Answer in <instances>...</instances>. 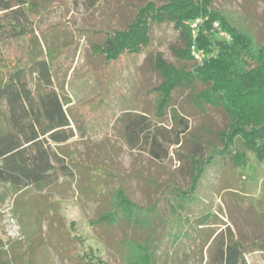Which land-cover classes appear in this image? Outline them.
<instances>
[{"label":"rangeland","instance_id":"374dc122","mask_svg":"<svg viewBox=\"0 0 264 264\" xmlns=\"http://www.w3.org/2000/svg\"><path fill=\"white\" fill-rule=\"evenodd\" d=\"M145 1L33 0L29 27L35 38L0 36V59L11 66L30 70L33 58H48L55 86L72 101L68 113L82 122L81 126L72 122L73 138L53 145L72 167V177H61L45 189L16 190L0 183V233L10 237L5 241L11 264H135L143 240L175 218L171 191L190 184L186 161L178 152L187 153L192 143L183 138L181 146L172 144L169 157L162 160L151 155L149 146L128 145L127 120L120 118L124 113L147 115L173 139L171 112L157 119L153 88L161 77L146 61V51L109 61L102 50L109 34L124 29ZM215 6L247 22L264 41V0H217ZM182 46L172 22L152 23L148 49L154 55L161 52L168 61L190 68L193 62L179 60L173 52ZM29 77L34 87V77ZM203 87L199 83L197 89ZM189 93H176L173 107L188 120L192 136L199 137L204 147L222 149L216 133L224 128L227 116L220 109L198 112ZM120 198L151 208L149 221L137 225L127 220L125 209L117 206ZM195 200L198 204L192 212H215L218 231L230 226L246 243L260 239L264 161L249 154L244 166L235 170L228 158H218L207 170ZM9 214L20 225L16 238L5 230ZM106 214L114 220L97 223ZM191 245L188 242L189 250ZM246 258L249 264H264V251H248Z\"/></svg>","mask_w":264,"mask_h":264},{"label":"trees","instance_id":"16d2710c","mask_svg":"<svg viewBox=\"0 0 264 264\" xmlns=\"http://www.w3.org/2000/svg\"><path fill=\"white\" fill-rule=\"evenodd\" d=\"M216 1L165 0L158 4L146 0L126 27L110 33L102 45L109 61L127 53L147 52L146 61L161 77L153 88L157 119H164L170 111L174 123V138L170 139L147 115L124 113L120 118L127 120L128 145L149 146L151 155L162 160L169 157L172 144L181 146L183 138L192 143L187 153L178 152L186 161L190 184L171 191L175 218L166 220L154 237L143 240L139 245L143 251L133 261L135 264H249L248 251H264V235L246 243L230 226L218 231L214 227L217 215L212 210L197 215L191 210L198 204L195 199L207 170L218 158H228L235 170L244 166L249 154L264 161V41L258 40L247 22L216 7ZM31 3L33 0H0L2 38L30 34L35 38L34 29L29 27ZM195 19H200L201 24L193 40L190 23ZM166 21L174 24L183 40V46L173 52L179 60L193 62L190 68L148 49L152 23ZM215 22L231 39L219 35ZM193 45L205 53L201 62L192 55ZM30 65L28 70L24 65L11 66L0 59V183L16 190L45 189L61 177H72V167L53 145L75 136L72 122L82 124L68 113L66 107L72 101L55 86L48 58L35 57ZM30 75L34 77V87L30 85ZM199 83L204 85L200 90ZM184 90L190 91V103L198 112L220 109L227 116L224 128L216 133L222 149L204 147L199 137L192 136L188 120L173 107L176 93ZM118 202L127 220L137 225L149 221L151 208L142 209L125 198ZM261 218L264 220V212ZM110 220L114 216L106 214L97 223ZM2 234L0 264H11L9 243L5 241L10 237L5 236V231ZM188 242L193 243V250L188 249Z\"/></svg>","mask_w":264,"mask_h":264},{"label":"built area","instance_id":"2783aa9c","mask_svg":"<svg viewBox=\"0 0 264 264\" xmlns=\"http://www.w3.org/2000/svg\"><path fill=\"white\" fill-rule=\"evenodd\" d=\"M200 24H201L200 19H195L190 23L193 40H195L197 37L198 28ZM214 27L217 29L220 36L228 40L231 39L230 34L222 30L218 22L214 23ZM192 55L194 56V59L199 62H201L205 57V53L203 52V50L197 49L195 45L192 46ZM5 230L9 236H12L13 238L18 237L20 233V225L18 224L13 214H9V216L7 217V226Z\"/></svg>","mask_w":264,"mask_h":264}]
</instances>
